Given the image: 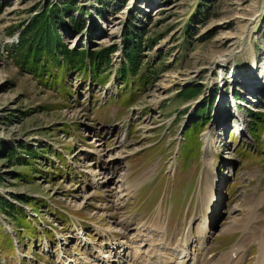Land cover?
Returning <instances> with one entry per match:
<instances>
[{
  "label": "rangeland",
  "instance_id": "obj_1",
  "mask_svg": "<svg viewBox=\"0 0 264 264\" xmlns=\"http://www.w3.org/2000/svg\"><path fill=\"white\" fill-rule=\"evenodd\" d=\"M46 1L57 0H0V144L16 147L21 156L20 145L28 144L41 156L23 166L15 158L9 163L0 153V192L22 193L40 204V229L35 227L31 238L22 231L23 243L8 248L13 254L2 248L1 237L0 264H103L101 256L109 258L106 264H116L111 234L128 241L136 227L140 251L150 255L157 248V256L174 257L184 233L180 226L188 221L184 217L181 222L182 210L196 218L188 250L199 246L198 225L208 216L210 262L227 254L243 235L250 244L243 245L249 251L240 264H254L264 241V205L260 210L255 205V198L264 197V132L253 139L246 125L247 109L264 112V0H128L123 5L116 0H76L86 11L74 16L85 26L76 34L65 17L67 22L59 27L64 42L89 49L117 43L111 68L123 59L119 50L127 21L143 32L142 61L154 65L157 77L126 106L114 101L121 79L113 78L106 87L71 72L65 83L73 90L68 96L39 84L14 64L10 49L20 28ZM149 39H154L150 47ZM190 85L199 86L201 94L175 97ZM211 97L209 122L198 134L201 160L185 154L175 159L179 143L190 153L194 150V123L199 120L193 121L191 112ZM53 152L63 153L67 163ZM133 153L139 154L130 157ZM106 162L116 169L117 178L113 170L102 172ZM199 167L202 184L191 190L194 202L188 209L185 202L180 217L170 220L171 231H157V223H167L169 188L175 202L188 197ZM19 171L27 180L14 178L12 173ZM159 171L157 181L144 186ZM214 177L218 188L209 183ZM164 189L168 205L150 207L156 192L154 201ZM249 223L251 234L261 235L258 240L240 229ZM140 230L145 241L139 239Z\"/></svg>",
  "mask_w": 264,
  "mask_h": 264
},
{
  "label": "trees",
  "instance_id": "obj_2",
  "mask_svg": "<svg viewBox=\"0 0 264 264\" xmlns=\"http://www.w3.org/2000/svg\"><path fill=\"white\" fill-rule=\"evenodd\" d=\"M116 1L123 5L128 0ZM85 11V7L80 6L76 0L46 1L42 4L41 10L32 14L20 28L17 41L10 49L14 64L35 78L39 84L48 88L59 89L66 95L71 91L70 87L65 84L68 73L77 72L78 75L85 78L89 76L93 81H100V77H102V82L106 81L112 69L111 57L118 50V44L100 46L98 49L69 46L64 42L59 30V27L68 21L72 32L76 34L81 32L85 24L80 18L74 16V12L84 13ZM65 17H67V21ZM138 29L129 19L121 33L123 59L117 68L116 77L122 80L120 101L123 106L132 104L138 94L137 91L144 90L157 77L154 65L143 64L141 54L143 32H138ZM153 42L154 39L148 40L149 47ZM154 73L156 74L153 75ZM124 91L127 93L123 94ZM201 92L199 86L190 85L177 91L175 97L190 99L199 96ZM234 96L236 98L240 97L238 92H235ZM212 98L205 105L203 103L206 100H203L191 112L190 117L193 118V121L199 120V124L194 123L198 130L196 145L192 153L185 149L186 144L183 147L186 156L196 158L199 156L200 142L198 134L202 127L209 122V112L213 104ZM22 114L27 115L28 113L23 112ZM247 114L249 117L247 131L253 139L259 140L264 132V112L247 109ZM20 146V151L24 153L22 156L18 154L16 147L3 148L1 144L0 153H3L9 163L15 158V162L23 166L30 165L31 159L41 158L37 153V149L32 146L28 144H21ZM53 154L56 153L53 152ZM56 155L59 158L62 157L60 154ZM262 167L264 168V164ZM12 174L16 180H27L25 179L26 173L23 171ZM9 196L19 204L29 206L31 210L38 212L39 200L36 201V199L25 194L10 193ZM21 205L9 201L0 193V213L6 217L13 231L17 234L18 242L22 244V231L27 236L32 237L35 235V226L29 220V215ZM0 240L1 244L3 243L2 248L7 250V253L13 254L14 250H8L13 245L12 239L5 232L2 225H0Z\"/></svg>",
  "mask_w": 264,
  "mask_h": 264
},
{
  "label": "bare ground",
  "instance_id": "obj_3",
  "mask_svg": "<svg viewBox=\"0 0 264 264\" xmlns=\"http://www.w3.org/2000/svg\"><path fill=\"white\" fill-rule=\"evenodd\" d=\"M222 61H224V59H222ZM203 160H204V158H203ZM103 164H106V166L104 165L102 172H105V171L112 172V170H113L112 173H113L114 177L118 176V174L116 173V169H114L113 166L108 165L107 162L103 163ZM206 164H208V163L206 162ZM100 174H98L97 176H99ZM216 179H217L216 177L210 179L209 183L211 185H213L215 188H218V182H216ZM202 204H204L203 195H202ZM213 207H216V204H212L211 208H213ZM204 208H206V207L204 206ZM213 211H215V208L212 211H210V215H212ZM207 214L209 215V211H207ZM253 216H256L255 212H253L251 218H254ZM208 218L209 217L207 216V218L205 219L204 225H201L204 223V220H202V222L198 225L197 233L199 235V240L202 243V244H200V247H202V248L203 247L206 248L208 243H209V237L205 238V236H206L205 234L207 232V222H208L206 220ZM249 224H251V223H249ZM200 227H201V231H202L203 236L200 235V230H199ZM137 233H138V227H136V231H135L134 235L130 238V243H132V246H130V244L128 242L124 243L122 241L123 243L120 245V247L123 248V254H122V256H118V258L116 260L117 262L119 261V263H126V264H147V263L149 264V263H151V260H153V259H154V261L152 264H157L158 260H160L159 264H172V263L173 264H193V263L194 264H206V262H207V257L205 255V253L203 251H201V249L200 250L196 249L193 252L191 251V253L188 252L187 248L182 249L180 252V256L178 258H174V259H172V258H161L160 256L157 257L155 253L159 249H155V248H152L151 254L148 255V253L145 250H142V251L139 250L140 247L138 244V234ZM102 235H105L104 231L102 232ZM116 235H117V233L114 234V236H116ZM144 235L145 234L141 233L139 235V239L142 241H145L146 239L143 238ZM193 238H194V236H193V231L191 229V226L190 225L185 226L184 238H182L185 246H187L189 243H191ZM262 239H264V238H262ZM262 239H261V241H262ZM245 242L246 243L249 242V238L247 236L242 237L241 241H240V243L242 245ZM114 244H116V243H114ZM208 248H210V246H208ZM259 250H260V252L264 251V241L262 243H260ZM244 251H245V248L243 247L242 252H244ZM99 256H101V254L97 255L95 258H98ZM146 256H147V258H146ZM122 257L124 258V260H122ZM100 259L102 260V263L104 262L106 264L109 262V258L105 259L104 256H101ZM224 261H226V264H239L235 259H232L231 253H229L227 255V257L224 258Z\"/></svg>",
  "mask_w": 264,
  "mask_h": 264
}]
</instances>
